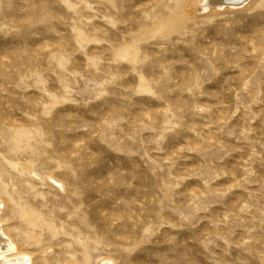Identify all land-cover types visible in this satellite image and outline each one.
Wrapping results in <instances>:
<instances>
[{
	"label": "rangeland",
	"instance_id": "374dc122",
	"mask_svg": "<svg viewBox=\"0 0 264 264\" xmlns=\"http://www.w3.org/2000/svg\"><path fill=\"white\" fill-rule=\"evenodd\" d=\"M227 1L0 0V193L34 264H264V0Z\"/></svg>",
	"mask_w": 264,
	"mask_h": 264
},
{
	"label": "bare ground",
	"instance_id": "6f19581e",
	"mask_svg": "<svg viewBox=\"0 0 264 264\" xmlns=\"http://www.w3.org/2000/svg\"><path fill=\"white\" fill-rule=\"evenodd\" d=\"M204 2H206V1H204ZM221 2H222V0H221ZM228 4L231 7H235L234 5L240 4V1L231 0V1H229ZM206 5L207 4H205V6ZM202 6H204V4ZM7 208H8V205L5 201V199L2 197V194L0 193V236H2V239H3L2 242L4 243L0 247V264H34L36 254L34 255V254L26 252L27 250L23 249L17 243V241L15 240L13 235L7 229V223L8 222L6 223L5 218H4V215H5V212L7 211ZM21 252H24V254L22 253V255H19V254H21Z\"/></svg>",
	"mask_w": 264,
	"mask_h": 264
}]
</instances>
